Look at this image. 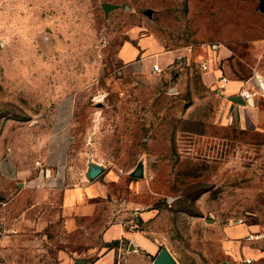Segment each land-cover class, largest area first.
Wrapping results in <instances>:
<instances>
[{"label": "rangeland", "instance_id": "obj_1", "mask_svg": "<svg viewBox=\"0 0 264 264\" xmlns=\"http://www.w3.org/2000/svg\"><path fill=\"white\" fill-rule=\"evenodd\" d=\"M261 2L0 0V150L28 176H0V264H154L160 247L147 258L132 239L179 264H264V238L246 239L264 233V130L225 118L217 81L264 76ZM60 110L65 186H52L37 162ZM91 158L105 167L93 181ZM83 182L108 193L68 216L63 188ZM117 221L127 236L106 242Z\"/></svg>", "mask_w": 264, "mask_h": 264}, {"label": "crops", "instance_id": "obj_2", "mask_svg": "<svg viewBox=\"0 0 264 264\" xmlns=\"http://www.w3.org/2000/svg\"><path fill=\"white\" fill-rule=\"evenodd\" d=\"M220 52L222 57L225 53H227L223 49L220 50ZM141 63L138 64L140 70L146 71L147 68L149 69L148 64L145 61ZM152 68L153 65L150 69L152 70ZM254 74L255 73H251L245 78L234 77V75H232V77H228L229 81L224 84L221 81V77L224 75L222 72L218 75L217 81L221 83L219 85V89L221 91V95L223 96V102L225 105V118L231 124H234L241 129L264 130V95L260 92L254 93L250 98H245L242 95L243 91H248L251 88L258 89V86L264 90V76ZM259 77H261L262 80H260ZM68 119V112H61L60 110L57 114L55 123H53V134L51 138H49V148L46 151V155L42 161L37 162V167H39V165L43 166V164H49L51 166V176L49 177L48 183L52 186H65L64 180L66 172L64 169L67 157L65 148L67 142ZM30 173H32V169H30ZM0 176L8 181H20L21 185L25 184L24 180L28 178L23 168L19 165L16 156H13V154H3L1 150ZM40 183L43 185L47 184L46 181H41ZM107 191L106 184L94 182L92 184H86L83 182L74 187L63 188V207L65 209V213L70 216L74 213V211L78 210L82 212L91 198H103L107 195ZM103 236L106 242L126 237V226L118 221L111 223L105 229ZM131 242L135 243L136 250L130 251L129 248L128 250L130 252L139 253L147 258L152 257L155 249L160 247V245L150 239L143 243L141 249L138 248V244L135 239H132ZM89 264L95 263L91 261Z\"/></svg>", "mask_w": 264, "mask_h": 264}, {"label": "water", "instance_id": "obj_3", "mask_svg": "<svg viewBox=\"0 0 264 264\" xmlns=\"http://www.w3.org/2000/svg\"><path fill=\"white\" fill-rule=\"evenodd\" d=\"M115 5L112 4H106L105 10L108 12L110 9L114 8ZM260 10L264 12V0L261 2ZM149 15H151V10H148L147 12ZM260 80H262L261 77H259ZM105 170V167L103 164L99 162L93 161V159H90L88 170L86 171V177L89 180H94L97 177H99ZM145 174V165L143 162H140L133 172V175L135 177H143ZM129 250L134 251L136 250L135 243L131 242L129 245ZM91 257H76L74 260L75 264H89L91 262ZM154 264H179V261L174 256V254L171 252L168 246L166 245H160V251L157 254V256L154 258Z\"/></svg>", "mask_w": 264, "mask_h": 264}, {"label": "built area", "instance_id": "obj_4", "mask_svg": "<svg viewBox=\"0 0 264 264\" xmlns=\"http://www.w3.org/2000/svg\"><path fill=\"white\" fill-rule=\"evenodd\" d=\"M201 65H202V68H203L204 70H208V69H210V64H209V62H208L207 60H204V59H203V60L201 61ZM152 70H153L155 73H160V72H162V67H161L160 63L157 62V63L153 64V68H152ZM221 81H222L224 84H226V83L229 81V78H228L226 75H223V76L221 77ZM258 92H260L261 94L264 95V90H263V88H260L259 86H258V89H256V88H251V89L248 90V91H243V92H242V95H243V97H245V98H250V97L253 96L254 93H258ZM1 234H2V233H0V247H1V245H2V235H1ZM246 238L249 239V240L262 239V238H264V233H263V232H258V233L250 232V233L246 236ZM247 262H248V263H252L253 260H252L251 258H249V259H247Z\"/></svg>", "mask_w": 264, "mask_h": 264}]
</instances>
